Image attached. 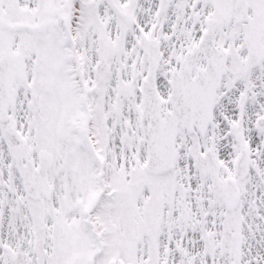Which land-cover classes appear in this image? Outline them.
I'll return each mask as SVG.
<instances>
[{"label": "snow or ice", "instance_id": "obj_1", "mask_svg": "<svg viewBox=\"0 0 264 264\" xmlns=\"http://www.w3.org/2000/svg\"><path fill=\"white\" fill-rule=\"evenodd\" d=\"M0 264H264V0H0Z\"/></svg>", "mask_w": 264, "mask_h": 264}]
</instances>
